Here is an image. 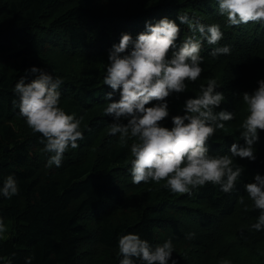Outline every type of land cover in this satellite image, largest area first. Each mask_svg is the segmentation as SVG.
<instances>
[{
	"label": "trees",
	"instance_id": "16d2710c",
	"mask_svg": "<svg viewBox=\"0 0 264 264\" xmlns=\"http://www.w3.org/2000/svg\"><path fill=\"white\" fill-rule=\"evenodd\" d=\"M178 14L218 24L223 38L216 45L203 41V72L186 81L185 92L167 98L170 115L162 126L171 128V117L185 114L186 99L215 80L224 96L215 111H231L234 119L208 141L209 154L231 155L233 143H244L243 92L264 79V22L230 26L217 0H0V187L8 175L18 184L10 199L0 195V219L10 222L9 236L0 233V264H119L118 237L127 233L153 247L171 239L176 264H264V230L251 227L259 211L244 189L264 175V130L254 143L255 160L233 158L244 170L231 193L207 183L191 194H174L164 181L134 184V141L122 144L119 133L109 132L113 117L104 110L111 89L103 78L113 44L123 33L135 39L146 23L164 17L179 24ZM180 29L177 44L192 35L187 25ZM225 45L229 54L210 55ZM33 66L63 81L60 107L83 117L84 138L69 146L59 167L48 164L42 135L19 125L23 117L12 104L17 81L38 75L26 71ZM93 240L99 248L87 254L82 247Z\"/></svg>",
	"mask_w": 264,
	"mask_h": 264
},
{
	"label": "clouds",
	"instance_id": "9594fccd",
	"mask_svg": "<svg viewBox=\"0 0 264 264\" xmlns=\"http://www.w3.org/2000/svg\"><path fill=\"white\" fill-rule=\"evenodd\" d=\"M217 3L219 13L226 16L230 26L264 22V0H217ZM178 20L179 24L164 17L154 24L146 23V30L135 39L123 33L119 43L113 44L103 78L104 85L111 89L106 93L110 102L104 110L106 116L113 117L109 132L119 133L122 144L129 139L134 141L130 148L134 184L164 181L163 187L174 194H191L192 189L211 183L224 193H231L244 170L233 158L256 159L254 143L259 139L258 130H264V79L258 81L259 86L251 93L243 92L248 112L240 131L244 143H233L231 155L209 154L208 141L217 129H225L224 122L234 119L231 111H215L224 100L223 93L216 90L215 80H210L207 86L201 84V94L186 99L185 114L172 116L171 128L162 126L170 115L167 98L185 92L186 81H197L203 72L200 66L203 41L216 45L223 38L218 24L205 25L187 14H178ZM181 24L187 25L192 35L177 44ZM230 51L225 45L214 48L210 55L217 57ZM26 71L38 75L27 83L24 78L17 81L14 91L18 99L12 104L29 128L42 135L44 151L51 154L48 164L59 167L69 146L77 148V141L84 138L80 129L83 117L76 118L60 107L59 88L63 81L59 77L36 66ZM114 93H119V99H112ZM124 120L127 122L123 123ZM244 189L259 211L251 227L264 230V175L256 174L253 182L244 184ZM16 194L17 181L8 175L0 187V195L10 199ZM4 231L0 219V233ZM118 248L119 264H169V261L176 264L171 239L153 247L138 234L127 233L118 237Z\"/></svg>",
	"mask_w": 264,
	"mask_h": 264
},
{
	"label": "rangeland",
	"instance_id": "374dc122",
	"mask_svg": "<svg viewBox=\"0 0 264 264\" xmlns=\"http://www.w3.org/2000/svg\"><path fill=\"white\" fill-rule=\"evenodd\" d=\"M19 125L21 126V127H23L24 125H26L27 127H29L28 125H27V122H26V120H25V118H22L21 119V121L19 122ZM44 166V165H43ZM88 222V224L94 229L95 227L94 226H96V224H97V222L95 221V220H91V221H87ZM5 225V231L3 232V233H1V236L3 237V238H7L8 236H9V233H10V222H6V224H4ZM93 243H95V241L93 240V242L91 243V244H93ZM91 244H84L83 245V247H82V249L84 250V251H86V253L87 254H89V251H91V250H93V248H96V249H98L99 247H98V244L97 243H95V244H93V245H91ZM91 254L93 255V252H91ZM95 255L97 256V257H101L98 253L96 254V252H95ZM96 256H94V257H96ZM222 264H232V263H230L228 260L227 261H224ZM235 264H237V263H235ZM250 264V263H249Z\"/></svg>",
	"mask_w": 264,
	"mask_h": 264
}]
</instances>
